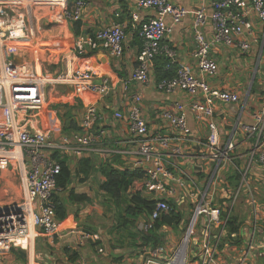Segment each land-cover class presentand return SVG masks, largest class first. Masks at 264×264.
Wrapping results in <instances>:
<instances>
[{
	"label": "built area",
	"instance_id": "1",
	"mask_svg": "<svg viewBox=\"0 0 264 264\" xmlns=\"http://www.w3.org/2000/svg\"><path fill=\"white\" fill-rule=\"evenodd\" d=\"M34 1L0 0V174L15 171L22 192L19 200L0 203V264L12 250L28 252L38 235L53 242L77 233L79 248L97 243L98 234L61 230L54 204L62 191L57 188L59 161L67 154L80 157L98 150L113 132L118 134L117 148L102 155L113 156L117 170L141 173L130 193L141 187L153 206L147 218H140L139 229L146 232L169 213L181 215L177 231L185 221L186 232L176 248L170 241L172 227L163 226L162 245L138 250L135 258H128L130 264H264V211L251 183L264 171V94L251 91L257 79L264 83V0H209L192 11L168 0H130L129 17L140 48L130 75L116 82L87 65L68 67L67 58L64 70L54 77L41 71L38 60L31 67L16 62L21 42L33 41L38 34L37 15L55 5L49 2L55 0H45L49 4L36 7ZM88 6V1L77 0L47 18L53 24L80 22ZM189 15L196 45L192 64L178 61L166 44ZM127 25L119 10L113 11L110 23L93 36L74 37L68 57L80 58L102 47L111 58L121 59ZM206 26L210 37L203 32ZM218 48L233 52L234 58L250 59L253 70L243 85L233 82L234 64L228 63L224 69L229 87L213 84L221 76V64L212 56ZM161 56L169 60L166 70L176 67L175 76L151 83L153 62ZM150 84L162 95L180 96L158 107L154 120L146 115L142 92L130 91L131 85ZM58 86L92 98L77 132H61L60 106L50 97ZM106 99L111 100L109 124L97 105ZM229 171L230 183L225 174ZM241 192L249 213L235 244L227 239L226 227L230 216H239L234 207ZM196 227L199 240L190 254ZM257 235L262 237L256 242Z\"/></svg>",
	"mask_w": 264,
	"mask_h": 264
},
{
	"label": "crops",
	"instance_id": "2",
	"mask_svg": "<svg viewBox=\"0 0 264 264\" xmlns=\"http://www.w3.org/2000/svg\"><path fill=\"white\" fill-rule=\"evenodd\" d=\"M49 1V0H47ZM174 6H178L184 8L188 11H192L197 9L201 4H208L209 0H168ZM37 5L48 4L45 0H35ZM54 5V7H50V10L59 11L62 8V5L67 6L68 0H55L49 1ZM91 2V3H90ZM59 4L60 6H58ZM89 6L83 12L82 18L80 20V26L78 29L79 34H88L94 35L97 31L102 29L105 25L110 23L111 14L115 10H119L121 13L122 19L128 21L126 34L127 38L124 42V53L121 59H113L111 58L107 51L99 47V49L94 51H88L87 54L80 58L69 57L68 67H73L74 61L77 60V67H85L86 65L92 67L99 71L100 75L106 76L112 82L118 81L120 78H127L130 75V72L133 70L135 66V57L139 50L140 44H138V40L134 38L136 34V30L133 28L132 21L129 17L131 1L130 0H88ZM35 7V8H36ZM192 16H187L180 24L175 26L173 33L166 41V44L170 46L171 49L175 52L176 59L180 62H185L192 64V54L196 49L195 41L193 38V32L191 30L192 24ZM53 24V23H52ZM65 26V28H64ZM50 28H57L58 34L61 36L58 40H54L51 44L47 42V44H42V49L48 52V55L51 53H58L64 51V47H68V53L72 48L73 40H74V26L70 23H61V24H53L50 25ZM49 28V29H50ZM66 29V30H65ZM203 32L206 37H210V28L208 26L204 27ZM39 34V32H38ZM78 34V35H79ZM31 41V40H29ZM27 40L22 41L19 45L20 52L18 56L15 57V61L18 63H25L32 66L33 62L36 60V55L41 52L40 46H38L37 41L34 43L33 41L29 42ZM137 41V42H136ZM39 42V41H38ZM42 43V42H41ZM37 44V45H36ZM32 47L30 49L29 47ZM37 46V49H36ZM47 48V49H46ZM66 48V47H65ZM60 53V54H61ZM212 56H214L221 64L220 77L216 80H212L213 84H218L223 88L229 87V83L226 76V71H224V64H234L232 67L233 74L232 80L234 83L238 82L236 79L237 71L236 67L238 66L240 60L244 58H234L235 56L233 52L225 54L222 48H218L216 51L212 52ZM34 60H33V59ZM33 60V61H31ZM48 62V60L46 61ZM53 64H56L53 61ZM223 64V65H222ZM249 64L247 65V69H249ZM41 71L42 65H40ZM154 68V62H153ZM247 69L241 74L243 77L247 75ZM59 72V69L55 71V73ZM62 72V71H61ZM154 70H153V78L152 82L154 83ZM157 82V81H156ZM238 85H243V83H238ZM235 87V86H234ZM240 90L243 88L241 86ZM142 92L144 97V109L148 118L154 120V115L158 112V107L163 106L164 104H170L180 97L179 95H171L165 96L160 94L154 89V85L150 84L146 87H140L131 85L130 91L135 92L138 90ZM67 91V94L65 92ZM51 93V92H50ZM49 93V95H50ZM69 93V95H68ZM51 100L54 101L57 105L60 106V118L62 120V129L61 132L64 134H71L73 132L79 131L78 124L81 120V113L84 108L90 104V100L92 99L88 95H84V98L77 96L74 93V89L67 86H58L53 88V92L50 95ZM110 99H106L104 102H98V108L103 115L104 123L109 124L110 122V109L109 102ZM233 107H228L230 111H233ZM73 122L74 125L69 122ZM102 122H100L101 124ZM68 125V127H67ZM65 128H68L65 130ZM111 138L109 136L101 143L98 150L92 148L88 152H85L80 157H76L72 154H67L64 158L67 159L71 170L70 183L68 186L69 190H73L76 195H84L91 200L95 199V197L100 200L108 196L99 191V185L104 182V177L100 173V169L104 164H111V159L113 156L105 153L102 155L103 151L109 152L110 150H115L117 148L115 144V140H117L118 134L113 132L111 134ZM83 170H87L86 173ZM258 175H262L264 178V171H259ZM16 174L15 171L9 170L5 172H1L0 174V188L3 187L5 189L4 192L8 193V190H15V185L11 183V181L15 180ZM18 180V179H17ZM3 182V184H1ZM264 184L263 181H259ZM257 182L256 184H258ZM15 183V182H14ZM84 187H81L83 186ZM97 186V187H96ZM7 189V190H6ZM93 189V190H92ZM90 190L92 192H90ZM16 191V190H15ZM20 196H21V191ZM128 193H130V188ZM18 194V192H17ZM17 197V195H16ZM56 197L60 198L67 207L68 216L61 221V230L63 234L66 230H74V231H87L88 233L98 234L99 232V240L97 241L99 244H90L88 246L77 247L78 243V234L74 235L67 234L62 236L61 238L55 239V241L51 242L45 236L38 235L34 238L31 249L28 252H18V256L16 257L13 254L10 256H5L4 264H109V255L111 256V252L109 253V233L105 232L101 229V222H95L98 219V215H104L102 208L93 207L88 208L89 202L84 203H73L69 201L68 193L65 191L58 192ZM7 201L4 203L11 202ZM15 201V200H14ZM109 201V200H108ZM1 203V204H4ZM101 210V211H100ZM95 211L96 214L92 215L91 212ZM92 220V221H91ZM99 226H97V224ZM106 242V243H105ZM104 249V255L98 254V249ZM76 254L77 260L70 261V258ZM1 260V259H0ZM13 261V262H12ZM12 262V263H11Z\"/></svg>",
	"mask_w": 264,
	"mask_h": 264
},
{
	"label": "trees",
	"instance_id": "3",
	"mask_svg": "<svg viewBox=\"0 0 264 264\" xmlns=\"http://www.w3.org/2000/svg\"><path fill=\"white\" fill-rule=\"evenodd\" d=\"M77 0H68L67 8H71L73 3ZM88 1V0H85ZM74 26V36L76 37L80 22H75L72 24ZM139 41L137 32L134 35ZM137 42V41H136ZM140 44V41L138 42ZM140 48V46H139ZM169 65V60L165 57H157L154 60V80L159 81L163 78H173L175 76V66H171L170 70H166V66ZM253 91V87L251 89ZM70 124L74 125L71 121ZM68 127V125H67ZM68 128H65L67 130ZM114 158L111 159V161ZM61 173L57 178V188L68 193L69 201L73 203H84L89 202V199L84 195H76L73 190H69L68 186L70 183L71 170L66 158L61 159ZM84 173L87 170H83ZM101 175L104 177V182L99 185V191L104 192L108 196L109 206L115 205L118 209L117 218L120 221L117 228L121 231L126 232L129 236L134 250H143L147 247L156 248L162 245L164 235L161 232L163 226H171L174 231H177L178 222L181 220V215L169 213L168 215H163L161 218L155 221L153 227L146 232L144 230L135 229L131 231L129 227L137 228L139 218H147L151 213L150 204L147 199L143 197V189L141 187H136L132 193H128L129 188L136 183L137 180L142 178L141 173L120 171L113 168L112 164H104L100 169ZM260 203V202H259ZM263 203V201H261ZM55 204V216L58 221H63L67 216V207L63 201L58 197H54ZM122 214H124L122 216ZM242 224V220L237 215H232L227 221V239L231 243H239L240 240L237 237L239 228ZM128 229V230H126ZM87 232V231H86ZM235 234V237L232 235ZM226 239V240H227ZM99 243L97 242L96 245ZM19 251L12 250L11 254L18 256ZM22 253V252H21ZM112 257V254H111ZM113 258V257H112ZM115 262H120L121 257L118 256L113 258ZM77 260V255L74 254L70 261Z\"/></svg>",
	"mask_w": 264,
	"mask_h": 264
},
{
	"label": "rangeland",
	"instance_id": "4",
	"mask_svg": "<svg viewBox=\"0 0 264 264\" xmlns=\"http://www.w3.org/2000/svg\"><path fill=\"white\" fill-rule=\"evenodd\" d=\"M35 9L37 10L39 8H35ZM41 11L42 12L37 15V18L39 20L38 23L40 26V29L38 31L39 34H37L33 40V41H37L38 46H40L39 43L41 44V46H40L41 52L39 53V55L38 54L36 55V60H38L40 62V65H42V69L44 70L45 73L54 77L56 74H58L64 70L66 58L68 60H70V58H69L70 56L68 57L69 53H68V47L67 46H65L66 48L64 47V51H62L63 53H61V52L51 53V55H48V52H45L46 50L42 49L43 47H45L42 44H47V42L49 44H51L54 40H58L59 37H61V36L58 34L57 28H52V29L50 28V25H53V24L50 23L47 16L49 14H51L52 10L42 9ZM64 28H65V26H64ZM36 49H37V46H36ZM33 60H31V61H33ZM47 60H48V62H46ZM249 60L250 59L248 57H244V59L240 60L238 66L236 67L237 68L236 69V71H237L236 79L239 81L240 84L244 83L245 81L248 80L249 74L253 70V69L250 70V67H248L249 69H247V65L249 63ZM53 61L56 64H53ZM77 63H79V62H77V60H75L74 64L72 66L75 68L77 66L76 65ZM225 65H227V64H225ZM261 68H262V70H264V67L261 66ZM261 68H260V70H261ZM56 69L57 70L59 69V72L55 73ZM246 69L248 71L247 75L246 76L244 75L242 77L241 74ZM37 70H38V72L40 71L39 66L37 67ZM224 71L227 72V69H224ZM260 83H261L260 79H257L254 82L253 91H252L253 94H256V95L264 94V91H263L264 83H261V84ZM65 94H67V91L65 92ZM68 95H69V93H68ZM225 174L229 178L228 182L230 183L232 173L229 171V172H226ZM258 181L264 182V178L262 175H258V173H257L256 181H253L251 183L257 189V199H258V202H260L259 206L264 211V184L261 182L256 184V182H258ZM11 183L13 185H15L14 188L16 191L15 190H13V191L8 190L7 191L8 193H5L4 192L5 190H3L5 188L1 187L0 188V203H4V202L10 201V200H19L20 199V195H19L20 192L19 191H21V189H20V185H19V182L17 180V177H15V180L13 179L11 181ZM1 184H3V182H1ZM81 187H84V185ZM17 192H18V194H17ZM90 192H92V191L90 190ZM16 195H17V197H16ZM241 195H242V192H241ZM241 195L238 197V202L236 203L234 209L236 212L240 211V213H238V214H239V217L241 218V220H243V219L246 220V217L248 216V213H249V208L247 207V205L245 203V197L243 195L242 196ZM103 197H105L106 200L103 198H100V200H98L95 197V199L91 200V202L88 203V206H89L88 208L90 209L93 207H100V208L104 209L103 210L104 215H102V216L98 215L99 220H96L95 222H101L102 223L100 225L101 229L103 231L109 233V253L111 252L113 258H115V256L116 257L120 256L122 258L120 262H115L114 259L109 255V264H130L132 262V259H131V262H128V258L129 257L135 258L139 249L134 250L132 248V245H130L131 240H130L129 236L126 234V232L121 231L122 228L120 230H119V228H117L118 224H120V221L117 218L118 209L113 204L109 206L110 201L107 200L106 196H103ZM261 201H263V203H261ZM91 214L94 215V214H96V212L92 211ZM123 215L124 214H122V216ZM139 222H140V218H139L138 223L136 225L137 228H132V226H131V227H129V229L131 231H134L135 229L140 230L139 229L140 228ZM96 224H97V226H99L98 223H96ZM184 225H185V221H182L181 222V228L182 229H179L178 231H174L172 228L170 241H172L174 248H176L179 245L181 239L185 235L186 231H185ZM126 230H128V229H126ZM175 230H177V229H175ZM97 233L99 234V232H97ZM198 235H199V230H198V227H196V232H195V234L192 235L189 246H188V252L190 254H193L194 251L196 250L195 245H196L197 241L199 240ZM168 236L169 235H167V237ZM261 237L262 236L257 235L256 236V242L259 241L261 239Z\"/></svg>",
	"mask_w": 264,
	"mask_h": 264
},
{
	"label": "water",
	"instance_id": "5",
	"mask_svg": "<svg viewBox=\"0 0 264 264\" xmlns=\"http://www.w3.org/2000/svg\"><path fill=\"white\" fill-rule=\"evenodd\" d=\"M252 84H253V79H252V81H251V85H252ZM150 208L153 209V206H150Z\"/></svg>",
	"mask_w": 264,
	"mask_h": 264
},
{
	"label": "bare ground",
	"instance_id": "6",
	"mask_svg": "<svg viewBox=\"0 0 264 264\" xmlns=\"http://www.w3.org/2000/svg\"><path fill=\"white\" fill-rule=\"evenodd\" d=\"M49 4V3H48ZM183 252V247L180 249V253H182Z\"/></svg>",
	"mask_w": 264,
	"mask_h": 264
}]
</instances>
